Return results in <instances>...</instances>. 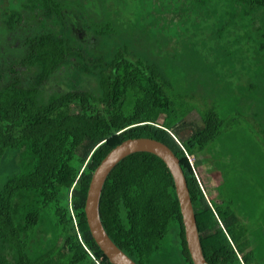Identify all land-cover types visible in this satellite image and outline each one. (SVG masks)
<instances>
[{
	"label": "trees",
	"instance_id": "1",
	"mask_svg": "<svg viewBox=\"0 0 264 264\" xmlns=\"http://www.w3.org/2000/svg\"><path fill=\"white\" fill-rule=\"evenodd\" d=\"M164 1L0 0L1 264H110L86 223L87 189L111 149L140 137L178 159L206 262L264 264L243 218L218 200L221 184L208 199L193 169L228 122L208 101L194 109L190 95H177L162 65L174 45L170 24L194 23L204 1ZM229 2L225 26L237 21L259 35L264 79V0ZM263 107L254 110L264 117ZM255 125L249 137L260 136ZM255 149L253 166L264 158ZM98 211L108 237L136 264H152L167 244L174 264H193L172 177L155 155L117 163Z\"/></svg>",
	"mask_w": 264,
	"mask_h": 264
},
{
	"label": "rangeland",
	"instance_id": "2",
	"mask_svg": "<svg viewBox=\"0 0 264 264\" xmlns=\"http://www.w3.org/2000/svg\"><path fill=\"white\" fill-rule=\"evenodd\" d=\"M193 1L204 4L199 6L191 25L184 26L179 19L170 24L174 45L162 65L165 64L177 95H190L194 109L206 108L203 100L208 101L224 124L228 122L210 144L215 147L212 152L204 149L198 153L193 169L208 199L215 198L218 189L214 186L221 184L218 200L228 201L236 215L243 218L240 222L249 229L254 251L260 257L264 254V158L255 166V157L247 159L251 148L258 147L256 153L264 154V117L254 110L255 103H264L260 38L253 26L243 28L237 21L225 26L230 22L227 13L232 10L229 0ZM213 12L223 18L218 20ZM184 15L182 9L180 19ZM226 18L229 22L223 21ZM254 122L260 135L255 138L249 137ZM257 242L260 248L256 247ZM169 245L163 246L166 249L152 264H174L178 260L175 251L169 252Z\"/></svg>",
	"mask_w": 264,
	"mask_h": 264
},
{
	"label": "water",
	"instance_id": "3",
	"mask_svg": "<svg viewBox=\"0 0 264 264\" xmlns=\"http://www.w3.org/2000/svg\"><path fill=\"white\" fill-rule=\"evenodd\" d=\"M137 152L153 154L167 167L173 180L190 259L193 264H208L201 251L193 207L179 161L165 144L151 138H132L121 142L106 154L94 170L87 189L84 214L95 244L110 264H136L108 237L101 224L98 208L101 190L110 171L122 159Z\"/></svg>",
	"mask_w": 264,
	"mask_h": 264
}]
</instances>
